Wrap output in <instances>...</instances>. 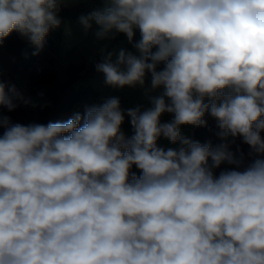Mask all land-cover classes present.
Segmentation results:
<instances>
[{
	"label": "clouds",
	"instance_id": "9594fccd",
	"mask_svg": "<svg viewBox=\"0 0 264 264\" xmlns=\"http://www.w3.org/2000/svg\"><path fill=\"white\" fill-rule=\"evenodd\" d=\"M67 2L0 0V45L16 32L38 55ZM79 22L138 53L103 56L107 85L150 74L163 93L147 109L112 97L46 125L0 114V264H264V0H105ZM17 101L36 107L0 80V108ZM206 113L219 144L180 131L206 127Z\"/></svg>",
	"mask_w": 264,
	"mask_h": 264
},
{
	"label": "trees",
	"instance_id": "16d2710c",
	"mask_svg": "<svg viewBox=\"0 0 264 264\" xmlns=\"http://www.w3.org/2000/svg\"><path fill=\"white\" fill-rule=\"evenodd\" d=\"M104 3L105 0H83L75 5L62 7L58 15L60 19L87 15L96 6H104ZM134 33L139 41L141 38L139 29H135ZM58 36L57 28L51 29L45 38L44 47L38 55H33V52L36 51L35 46L21 38L16 32H13L4 40L3 45H0V80L6 85H14L25 98H29L18 82L19 76L29 77L31 92L38 95V103L41 104L37 114L33 113L30 105L26 106L19 101H17L18 107L14 111L10 112L7 108H0V114L9 117L12 123L46 125L48 122H64L73 115L76 107H81L82 110L79 112L83 114L86 106L95 105L92 102V97L99 96L100 92L90 84L77 86V83L79 80L90 78L97 72L96 64L102 61L103 56L112 51L120 39L126 37L125 34L119 33L114 39H110L104 52L90 64L85 61L70 63L68 77L59 81L55 67ZM132 47L133 44L127 41L125 50H130ZM206 119L208 120L207 126L195 127L194 136L202 144L208 142L217 144L220 142L217 135L220 131L217 122L207 113ZM3 131L4 129L0 128V135ZM261 136L264 138V132L261 133ZM222 170H225V167H222Z\"/></svg>",
	"mask_w": 264,
	"mask_h": 264
},
{
	"label": "rangeland",
	"instance_id": "374dc122",
	"mask_svg": "<svg viewBox=\"0 0 264 264\" xmlns=\"http://www.w3.org/2000/svg\"><path fill=\"white\" fill-rule=\"evenodd\" d=\"M62 7H67V6H62ZM61 21L62 22H61L60 27L57 28L59 36L56 39L57 44H58V50L56 51V60H55V67L57 70V77L59 81H63L68 77V70H69L70 63L72 62L82 63L85 61L87 64H90L91 62L96 60L100 54H102V53L100 54L93 53L90 46L87 43H85L86 41H82L79 38L76 40L78 43L81 42L80 43L81 46L77 44L76 46L68 47V45L70 44L72 40L70 39L72 36L70 33L73 31L74 28H77L79 25H75L69 22L64 23L63 20ZM64 35H67L66 42L63 43L62 46H60V43L62 39L64 38ZM137 39L138 37L134 34L133 42H138ZM127 41L128 39L126 40V43ZM116 46H117V50L113 51V53L118 54L119 50L123 49V44L122 46H120L117 43L115 47ZM129 52L138 54L136 53L135 49ZM113 60H115V55L113 56ZM148 75L149 76H146L145 85L143 87H141L140 85H136L135 87L124 86L123 88H119V87H112V86L107 85L105 83V77L103 73H100L97 71L90 78L79 80L77 83V86L83 85V84H90L95 90L100 92L99 96L92 97V102L95 105L102 104L108 98L118 97L120 100V106L122 110L134 109L137 106H140L143 110V109H147L151 107L150 97L159 96L163 93L162 87L156 90L151 89V76L150 74ZM18 82L22 90L28 94L29 98L33 102H35L36 107L31 106V109L34 114H37L38 107H40L41 104L38 103V95L31 92L30 78L26 76L25 77L19 76ZM81 110H82L81 107H76L73 112L75 113ZM172 119H173L172 114L165 113L161 117V122L162 123L170 122ZM205 119H206V115H205ZM206 121L208 122L207 119ZM195 127L196 126H192V125H182L180 128V131L182 135L188 138H191L195 141H198L194 136ZM122 130L125 132L127 136L132 135L130 118L126 115V113H125V121L122 125ZM229 139L231 140L232 138H229ZM219 143H221V140ZM157 144L159 147H162L164 149H168V148L175 149L179 147L178 144H172L168 139L164 138L163 136H161L158 139ZM213 145H216V144H213ZM237 146H239L240 149L245 154L246 160H250L251 158L248 157V153L251 151L250 146L244 144L241 137L235 138V142L232 144V150L235 151ZM222 167H225V169H230V168H233L234 166L227 165V164L221 165V168L216 170L217 175L221 171ZM132 171L135 172L137 175L141 174L140 170L137 169L135 166H133Z\"/></svg>",
	"mask_w": 264,
	"mask_h": 264
},
{
	"label": "crops",
	"instance_id": "0c3cea01",
	"mask_svg": "<svg viewBox=\"0 0 264 264\" xmlns=\"http://www.w3.org/2000/svg\"><path fill=\"white\" fill-rule=\"evenodd\" d=\"M81 1H83V0H68L66 6L75 5V4H77V3L81 2ZM103 7L104 6L98 5V6H96L94 8V10L95 9H102ZM80 16L75 17V18H64V19H61V20L64 21V23H68L69 22V23H72V24H75V25H79L77 28H74L73 31L70 33L72 35L70 39H72V40H71L70 44L68 45V47H73V46H76L77 44L80 45L81 42L78 43L77 40H76V39L79 38L82 41H86L85 43H87L90 46V48H91L93 53H97V54L103 53L104 51H102V49L104 50L107 47L108 41L110 39H103V40L97 39V37L95 36V33L99 30V26L96 25L95 22H92L91 29L85 31V29L83 28V26L79 22V17ZM66 37H67V35H64V38L62 39V41L60 43V46H62V44L66 42ZM126 40H127V37L122 38V39H120L118 41V44L120 46H122V44H123V50H125ZM133 49L134 48H132L130 50H125V51H131ZM115 50H117V46L116 47L114 46L111 52H113ZM146 76H149V75L146 74Z\"/></svg>",
	"mask_w": 264,
	"mask_h": 264
}]
</instances>
